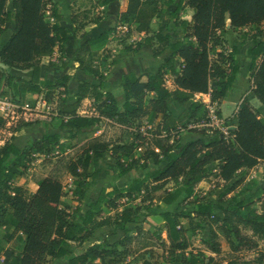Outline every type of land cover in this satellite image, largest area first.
I'll list each match as a JSON object with an SVG mask.
<instances>
[{"label": "trees", "instance_id": "1", "mask_svg": "<svg viewBox=\"0 0 264 264\" xmlns=\"http://www.w3.org/2000/svg\"><path fill=\"white\" fill-rule=\"evenodd\" d=\"M186 7L193 11V16L190 24L179 22L183 28L181 38L172 40L161 30L153 33L160 45L153 54L168 49L169 58L157 72L145 71V81L133 73L123 75L120 104L111 92L103 91L104 74L91 57L93 51L105 45L106 34L86 41L74 54L79 70L95 77L99 84L80 81L76 92L70 95L68 76L51 81L39 77L41 59L54 49H62L69 37V31L60 25L56 4L51 0H0V34L5 32L6 23L14 24L9 39L0 48L2 88H11L16 94L45 92L47 100L55 93L64 98L56 114V131L19 148L14 143L15 135L31 125L22 121L0 146V228H13L7 240L15 233L24 237L19 254L4 251V264H47L48 260L64 258H68V264H122L132 239L130 225L138 223L141 212L147 218L154 209H163L157 216L163 222L166 238L156 239L174 264H214V258L205 257L204 252L219 255V237L233 253L258 249V241L264 240V188L247 197L243 189L224 206L196 200L191 204L195 207L193 212L166 209L182 197L192 198L195 188L210 176L227 184L238 174L264 163V116L246 98L240 101L233 116L224 121L231 123L226 134L208 127L201 137L175 146L168 144L171 137L179 138L180 131L190 125L209 122L208 107L194 95H207L210 105H219L232 91L239 68L233 58L237 48L228 53L223 49L226 40L221 34L227 21L231 30L264 22V0H179L174 15ZM158 13L157 0H130L127 12L118 16V22H132L136 33L147 35ZM246 54L250 60L247 82L264 107V41L255 37ZM114 63L112 60L108 65ZM5 68L31 69L32 77L29 81L15 78ZM167 80L173 90L168 88ZM84 100H91L90 116L79 113ZM174 105L185 108L175 116L171 111ZM215 115L221 118L219 111ZM5 124L0 118V129ZM104 125L127 129L125 141L104 140L103 133L97 134ZM149 131L155 134L151 140L147 136ZM60 132L67 135L63 137ZM70 150L79 154L71 156L67 153ZM108 153L115 160L119 178L134 170L142 174L121 187L101 189L77 221H71L68 208L63 205L66 192L61 177L71 178V196L83 201L90 186L88 179L99 173H89V167ZM53 156V168L46 174L32 176L37 190L30 193L26 178L31 164L38 157L47 161ZM209 167H213L211 172ZM253 204H258L257 210ZM113 225L122 232L119 240L109 242L102 234H96V230ZM205 228L207 234L201 240L204 250L188 252V234ZM90 239L93 242L75 254L74 247ZM258 258L260 262L264 260V251ZM140 264L156 263L143 260ZM224 264L250 263L231 260Z\"/></svg>", "mask_w": 264, "mask_h": 264}, {"label": "rangeland", "instance_id": "2", "mask_svg": "<svg viewBox=\"0 0 264 264\" xmlns=\"http://www.w3.org/2000/svg\"><path fill=\"white\" fill-rule=\"evenodd\" d=\"M10 8V4L7 5ZM7 27L8 23H6ZM227 29V28H226ZM226 32V30L221 34L225 39V35L228 40L225 41L223 49L228 53L233 47L236 46L237 52L233 56L234 63L238 66L239 71L236 76V81L233 85L231 93L225 99L223 104V112H230L237 102L245 89L247 82V75L250 66V60L246 54L248 46L252 44L255 40L264 41V22L260 25L254 26L252 28H242L234 31ZM3 39H0V45L3 43ZM249 88V87H248ZM4 92L6 93L5 95ZM0 95L7 98H11V102L15 105V114L13 117L8 118L5 121V128L0 129V146L5 139L10 137L11 130L19 122H28L31 125L21 129L15 135V144L20 148H25L32 140L40 139L45 133L56 131L57 120L56 114L58 108L61 104V99L59 94L55 93L52 99L47 100L45 98V92L41 94H16L11 88H2L0 82ZM113 95L117 101L121 104L122 93L114 92ZM195 98V97H194ZM197 100V98H195ZM201 101V100H200ZM185 108L184 105L178 106L174 105L171 108L172 114L177 116ZM213 113L218 111V105L214 104L212 106ZM80 115H90L93 113L91 108V100H84L79 109ZM220 129L231 126V123L224 124L220 123ZM211 128L210 123L200 122L198 124L190 125L189 128L180 131L179 138L174 136L169 140V145L175 146L176 144H183L192 138H198L202 136V131L206 128ZM141 130H144L142 127ZM128 130L118 127L116 125H104L98 130V134L103 133V139L114 143L117 141H125L127 137ZM130 132V131H129ZM63 134L64 133H60ZM151 131L147 133L148 138L154 137ZM148 141V143L150 142ZM67 143V141H66ZM153 147V146H152ZM142 149V148H141ZM138 149V152L141 151ZM77 150V149H76ZM70 150L67 153L71 156H76L79 151ZM76 151V152H75ZM52 159L43 161V157H38L36 161L33 162L28 171L26 185L32 176L46 174L51 168H53L56 158L53 156ZM46 164V167L42 165ZM213 167H209L210 172ZM89 173L98 171L95 177L88 179L90 186L86 192L85 199L81 202L74 199L70 190L72 189V180L68 175H63L61 181L63 183L66 195L63 198L64 207L68 208L70 214V220L73 222L77 221L79 215H81L88 204L95 199V196L101 189L110 190L112 187H121L131 178L137 175H141L142 172L139 170H134L130 174L119 178L117 176V169L115 166V160L108 153L103 159H101L97 164L91 165L88 169ZM172 186V184L170 185ZM258 188H264V163H260L257 167L252 170L245 171L244 173L238 174L237 178L230 183H218L213 177H208L202 183H200L194 191V196L192 198L182 197L172 206H169L167 210L171 212H179L183 210H188L193 212L195 207L191 205L196 200L212 201L216 206H224L226 202L233 197L246 190L244 196L251 195ZM227 190H231L226 194ZM253 207L257 210L258 204H253ZM163 209H154L151 212L150 217H144V213L141 212L139 216V221L135 225H130V235L132 236L131 241L127 244L128 255L124 259L122 264H140L143 260H149L155 262L156 264H174L170 261L168 256L164 253L163 249L159 246L156 237L161 236L165 240V232L163 230V223H160L158 219V214L162 212ZM216 213L221 216V213L216 210ZM113 214V213H111ZM96 234H102L108 238L109 242H115L122 237V232L118 231L116 226L105 227L96 230ZM207 234V228L203 230H197L195 234H188L189 242L191 244L188 252L195 253L198 250H204L201 244L202 238ZM218 242L221 247V253L219 255H213L207 251L204 252L205 257H213L214 264H224L231 260L239 263L249 262L250 264H264V260L260 262L258 255L264 251V240H259V247L257 250L253 251H241L239 253H233L230 251L227 243L221 237H219ZM19 246V245H18ZM64 260H48L47 264H61Z\"/></svg>", "mask_w": 264, "mask_h": 264}, {"label": "crops", "instance_id": "3", "mask_svg": "<svg viewBox=\"0 0 264 264\" xmlns=\"http://www.w3.org/2000/svg\"><path fill=\"white\" fill-rule=\"evenodd\" d=\"M51 1L53 4H56L57 12L61 18L60 25L69 31V37L63 44L62 49H54L51 55L41 59L39 77L40 79L51 81L63 76H68L69 81L67 89L70 95L76 92L80 81L89 82L93 85L99 84V81L95 77L79 70L78 63L74 59L75 52L86 41L96 39L103 34L107 35L105 45L93 51L91 57L94 60V64L97 65L104 74L103 91L111 92L112 94L114 92L122 93L121 77L123 75L133 73L135 76L140 77L141 81H145L146 78L143 76L145 71H149L150 73L157 72L169 58L171 53L168 49H161L156 55L153 54L154 49L160 46L153 37V33L161 30L162 34H169L172 40L181 38L183 36V28L179 25V22L184 21L190 24L193 16V11L187 7L179 12L178 15H174L179 0H157L159 13L150 24L151 33L141 35L135 32L136 25L134 23L127 22L124 24L118 22V16L121 13L127 12L130 0H112L107 2L105 0ZM8 10H11V8ZM8 26L9 27L5 26V32L0 34V39L4 38L0 48L7 42L13 31V22H9ZM226 28V32H229L230 27L228 21ZM230 31L232 32L234 30ZM226 36L227 35H225V39L228 40ZM145 39H147L149 43L145 42ZM252 46L253 42L248 48ZM112 60L115 63L109 66L108 64ZM5 69L15 78L29 81L32 77L31 69ZM167 86L170 90L174 89L171 81H169ZM194 97L197 98V100H201L207 107L210 106V100L207 95L197 94L194 95ZM243 98L247 99L261 117L264 116V107L255 98L251 92L250 86L247 84L239 101L230 112H223V104L226 98L220 102L218 105V111L221 114L220 120L224 122L231 118ZM60 133H64V135L61 134L63 137L67 135L66 132ZM33 141L36 140H32L31 142ZM26 186L30 193H34L37 190V185L31 180H29ZM158 219L160 223H163L160 217H158ZM12 233L13 228H0V264H4V251L12 250L15 254H19L23 247L24 237L20 233H15L12 239L7 240L8 236ZM92 242L93 240L90 239L85 241L81 246H75V254L83 251ZM62 260L64 261L61 264H68V258ZM98 263L99 262L96 261L94 264Z\"/></svg>", "mask_w": 264, "mask_h": 264}, {"label": "built area", "instance_id": "4", "mask_svg": "<svg viewBox=\"0 0 264 264\" xmlns=\"http://www.w3.org/2000/svg\"><path fill=\"white\" fill-rule=\"evenodd\" d=\"M166 84L167 85L169 84V80L166 81ZM212 106L213 105H210L208 107V116H207L210 126L216 127L222 133L226 134L228 127H225L224 129H220L219 124L223 123V121L218 119L216 115L213 113ZM14 110H15V105L11 102V98H7L5 96L0 95V118H2L3 120H7L8 118L13 117L15 114Z\"/></svg>", "mask_w": 264, "mask_h": 264}, {"label": "water", "instance_id": "5", "mask_svg": "<svg viewBox=\"0 0 264 264\" xmlns=\"http://www.w3.org/2000/svg\"><path fill=\"white\" fill-rule=\"evenodd\" d=\"M232 129H235V128H232Z\"/></svg>", "mask_w": 264, "mask_h": 264}]
</instances>
